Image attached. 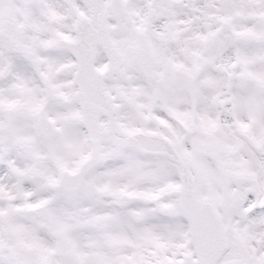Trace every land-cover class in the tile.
<instances>
[{
	"label": "snow or ice",
	"instance_id": "snow-or-ice-1",
	"mask_svg": "<svg viewBox=\"0 0 264 264\" xmlns=\"http://www.w3.org/2000/svg\"><path fill=\"white\" fill-rule=\"evenodd\" d=\"M0 264H264V0H0Z\"/></svg>",
	"mask_w": 264,
	"mask_h": 264
}]
</instances>
